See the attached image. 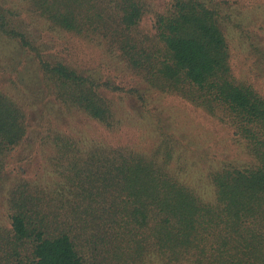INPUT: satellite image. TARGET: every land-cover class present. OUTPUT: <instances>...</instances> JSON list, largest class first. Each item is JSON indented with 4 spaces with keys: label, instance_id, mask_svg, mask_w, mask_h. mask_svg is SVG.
Returning <instances> with one entry per match:
<instances>
[{
    "label": "trees",
    "instance_id": "trees-1",
    "mask_svg": "<svg viewBox=\"0 0 264 264\" xmlns=\"http://www.w3.org/2000/svg\"><path fill=\"white\" fill-rule=\"evenodd\" d=\"M28 1L52 28L103 45L142 85L48 59L0 9V32L33 56L54 104L115 134L110 94L145 108L147 91L171 94L228 127L248 161L206 167L203 195L182 177L171 136L146 150L84 141L31 122L0 90V264H264V97L236 77L230 31L261 56L264 47L245 36L232 3L172 0L148 25L143 0ZM25 142L37 165L12 160Z\"/></svg>",
    "mask_w": 264,
    "mask_h": 264
},
{
    "label": "rangeland",
    "instance_id": "rangeland-1",
    "mask_svg": "<svg viewBox=\"0 0 264 264\" xmlns=\"http://www.w3.org/2000/svg\"><path fill=\"white\" fill-rule=\"evenodd\" d=\"M143 1L148 9L144 19L150 25L154 14L165 11L172 0ZM219 1L227 11L228 2L232 3L230 11L234 19L244 26L245 36L264 47V0ZM0 9L7 22L23 32L28 41L40 48L48 59L63 60L80 71L124 88L137 85L142 88L138 78L116 55L108 52L103 45L52 28L32 9L28 0H0ZM230 32L234 36L231 60L236 77L251 83L264 97V56L240 38L235 30ZM39 74L33 56L18 42L0 32V90L26 108L31 122L43 126L50 123L56 129L84 141L130 144L144 150L162 137L171 136L180 146V161L188 166V170L181 173L182 177L203 195L210 192L205 182L206 167L224 161L237 164L248 161L243 149L233 141L228 127L174 95L147 91L144 95L147 109L140 106L134 97L110 94L121 118L119 131L113 134L83 112L75 109L68 112L54 104L52 97L44 90ZM33 150L25 142L12 153V160L25 166L31 162L37 165L36 158L31 161V157L37 156L32 154ZM199 166L203 169L199 170ZM0 218H4L1 202Z\"/></svg>",
    "mask_w": 264,
    "mask_h": 264
}]
</instances>
